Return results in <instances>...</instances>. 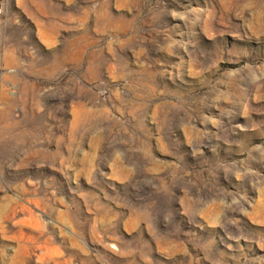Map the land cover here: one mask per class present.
<instances>
[{
    "label": "clouds",
    "instance_id": "obj_1",
    "mask_svg": "<svg viewBox=\"0 0 264 264\" xmlns=\"http://www.w3.org/2000/svg\"><path fill=\"white\" fill-rule=\"evenodd\" d=\"M0 194V264H264V0H0Z\"/></svg>",
    "mask_w": 264,
    "mask_h": 264
},
{
    "label": "rangeland",
    "instance_id": "obj_2",
    "mask_svg": "<svg viewBox=\"0 0 264 264\" xmlns=\"http://www.w3.org/2000/svg\"><path fill=\"white\" fill-rule=\"evenodd\" d=\"M17 11H22V10L19 9V8H17ZM0 195H2V194H0ZM35 211H37V210L33 207V212H35ZM2 215H3V205H2V203H0V217H2ZM18 215L21 216V217H23V213H19ZM34 231H35V229H32L30 227H26L25 228L26 234H31ZM0 242L14 243L12 241H6V240H4V237H3L2 234H0ZM58 243H59V241L57 240V244ZM49 252H50V255H52V257H53L52 264H55V261L61 259L60 257L56 256V248H55V246H50Z\"/></svg>",
    "mask_w": 264,
    "mask_h": 264
}]
</instances>
